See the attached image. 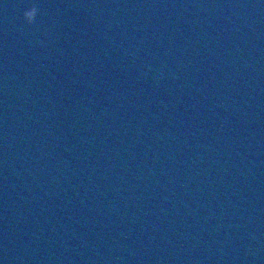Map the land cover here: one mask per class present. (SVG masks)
I'll use <instances>...</instances> for the list:
<instances>
[{
    "label": "water",
    "instance_id": "obj_1",
    "mask_svg": "<svg viewBox=\"0 0 264 264\" xmlns=\"http://www.w3.org/2000/svg\"><path fill=\"white\" fill-rule=\"evenodd\" d=\"M0 264H264V0H0Z\"/></svg>",
    "mask_w": 264,
    "mask_h": 264
},
{
    "label": "clouds",
    "instance_id": "obj_2",
    "mask_svg": "<svg viewBox=\"0 0 264 264\" xmlns=\"http://www.w3.org/2000/svg\"><path fill=\"white\" fill-rule=\"evenodd\" d=\"M37 16V9L34 7L28 14H26V19L29 22H33Z\"/></svg>",
    "mask_w": 264,
    "mask_h": 264
}]
</instances>
